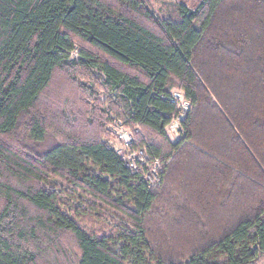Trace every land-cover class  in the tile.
<instances>
[{
  "label": "trees",
  "instance_id": "16d2710c",
  "mask_svg": "<svg viewBox=\"0 0 264 264\" xmlns=\"http://www.w3.org/2000/svg\"><path fill=\"white\" fill-rule=\"evenodd\" d=\"M112 117L161 160L158 186L110 146ZM262 255L264 0H0V264Z\"/></svg>",
  "mask_w": 264,
  "mask_h": 264
},
{
  "label": "built area",
  "instance_id": "2783aa9c",
  "mask_svg": "<svg viewBox=\"0 0 264 264\" xmlns=\"http://www.w3.org/2000/svg\"><path fill=\"white\" fill-rule=\"evenodd\" d=\"M77 52V49L75 50ZM170 99L177 106V114L169 124L176 136L182 133L181 123L190 108L189 101L180 90H173ZM108 131L112 139L108 141L111 147L123 159L125 166L133 174H138L148 187H156L161 183V171L163 163L152 155L146 146L134 147V135L130 128L126 127L122 120L112 117L109 120ZM138 131V129H136Z\"/></svg>",
  "mask_w": 264,
  "mask_h": 264
},
{
  "label": "rangeland",
  "instance_id": "374dc122",
  "mask_svg": "<svg viewBox=\"0 0 264 264\" xmlns=\"http://www.w3.org/2000/svg\"><path fill=\"white\" fill-rule=\"evenodd\" d=\"M146 2H147V4H148V6H149V8H150V10L155 14V15H160V9H161V6H162V4H163V2L164 3H167V4H179V3H183V4H185L187 7H189V8H191V9H193V8H195L200 2H201V0H146ZM77 49V48H76ZM71 57L72 58H76L77 57V52L76 51H74V52H72L71 53ZM65 79L66 81H68V79L67 78H65V77H59V82L61 83V85H62V88L64 89L63 91L65 92V91H67V92H69V94H72V93H75V92H77V88H76V85L77 84H71L72 82H69L68 81V83H66V82H62V80L61 79ZM63 79V80H64ZM60 83L58 84V85H56L57 87L58 86H60ZM174 90H176V89H174ZM178 90V89H177ZM63 94L62 93H60V97L62 96ZM104 97H105V95H104V92H103V90H100V100L102 101L103 99H104ZM109 123V122H108ZM108 123H107V125H106V128H107V126H108ZM172 124H176L175 122H172ZM108 130V129H107ZM139 132V135L141 136V134L140 133H142V131L140 132V131H138ZM166 133H167V137H168V139L172 142V143H175V142H177L181 137H182V134H183V130H182V133L181 134H179L178 136H176L175 135V133L173 132V128L170 126V125H168L167 126V128H166ZM113 137H112V135L109 137V140L110 139H112ZM108 140V141H109ZM110 146H111V144H110ZM257 260V259H256Z\"/></svg>",
  "mask_w": 264,
  "mask_h": 264
},
{
  "label": "crops",
  "instance_id": "0c3cea01",
  "mask_svg": "<svg viewBox=\"0 0 264 264\" xmlns=\"http://www.w3.org/2000/svg\"><path fill=\"white\" fill-rule=\"evenodd\" d=\"M252 264H264V255L260 256L257 260H255Z\"/></svg>",
  "mask_w": 264,
  "mask_h": 264
},
{
  "label": "bare ground",
  "instance_id": "6f19581e",
  "mask_svg": "<svg viewBox=\"0 0 264 264\" xmlns=\"http://www.w3.org/2000/svg\"><path fill=\"white\" fill-rule=\"evenodd\" d=\"M138 129V128H137Z\"/></svg>",
  "mask_w": 264,
  "mask_h": 264
}]
</instances>
